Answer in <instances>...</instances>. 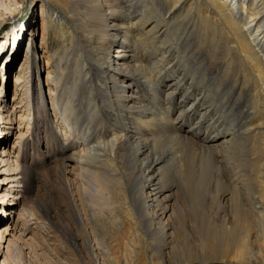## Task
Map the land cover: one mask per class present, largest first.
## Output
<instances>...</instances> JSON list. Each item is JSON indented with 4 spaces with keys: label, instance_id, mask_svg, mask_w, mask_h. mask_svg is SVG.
Listing matches in <instances>:
<instances>
[{
    "label": "bare ground",
    "instance_id": "obj_1",
    "mask_svg": "<svg viewBox=\"0 0 264 264\" xmlns=\"http://www.w3.org/2000/svg\"><path fill=\"white\" fill-rule=\"evenodd\" d=\"M38 1L42 46L34 14L0 38L12 65L30 34L0 102V264H264V0Z\"/></svg>",
    "mask_w": 264,
    "mask_h": 264
},
{
    "label": "rangeland",
    "instance_id": "obj_2",
    "mask_svg": "<svg viewBox=\"0 0 264 264\" xmlns=\"http://www.w3.org/2000/svg\"><path fill=\"white\" fill-rule=\"evenodd\" d=\"M38 2L39 1L36 0V2L35 3H32V4L31 3L28 4V2H27V4L25 3L24 4V7L21 6V7H23L21 9L22 10L21 11V14H19L18 16H15L14 17L15 20H17V21L20 18H23L25 20L26 24H25V22H22V25H15L14 24V21L15 20H13L14 18H10L7 21H5L4 22V25L0 26V38L3 37L4 35H7L8 32H12V34H13L15 32V29L16 30H20L22 28H25L27 30V28H26L27 27V23L31 21V18H32L33 14H34L35 20H36V23L38 24V26H36V27L33 26L32 29H31V31L34 29L35 32L38 34L37 43H38L39 46H42L41 43H42V23H43V15H42V11H41V9L39 7L40 6V3L38 4V6H36ZM34 9H35V13H33ZM44 12L46 13V11H44ZM10 24L12 26H9ZM5 26L7 27V29L6 30H4V29L1 30V28H4ZM52 27H54V26H51L50 27L51 29L49 28V30H48V38H47V43H48V46H49L50 54H55L57 51H60V52L64 53V49H65L64 46H65L66 42H64L63 39L61 37H59L58 32H56V30H55V27L54 28H52ZM52 32H53V34H52ZM13 36H11V37H13ZM8 37H10V36H8ZM3 39H4V37H3ZM29 39H30V34L28 35V38L26 39V41H24V44L23 45L25 47H23L22 44L19 47V52L16 55V58H15L14 63L12 65H6V64H8V59H9V57H10V55H11L12 52L10 51L7 55H6V53L5 54H2V57L4 56V59H3L2 62H0V102H3L5 104H8L9 103V107L10 106H13L14 99H15L14 98V95L16 94V85H15V82H16V74L18 73L19 70H21V66L23 65V63H25L26 60L28 61V58L26 57L27 56V52H26L27 50L26 49H27V47L29 45V42H28L27 45H26L25 42H27ZM17 51H18V49H17ZM113 54H115V53L113 52ZM42 57H43V53L41 52L40 53V58H42ZM56 58H58L57 55L55 56V59ZM52 59L53 60H51V65H52L53 69H57L58 68V64L56 63V61L54 60V58H52ZM30 60L31 59H29V61ZM40 60H42L40 65L43 67L44 66V62H45V59L42 58ZM4 64L6 65L5 68H7V69H4V66H5ZM8 68H9V70L10 69L12 70L11 73H9ZM4 73H6V76H7V78H5V79L2 76ZM43 82L46 84V73L44 75ZM46 90L48 91V88L47 87H46ZM28 96H29V94H28ZM248 96H250V94H248ZM248 96L247 97L246 96L244 97V100L241 102V104H243L246 101V98L247 99L250 98ZM27 100H30V96L28 97ZM28 102H29V106H30L32 103H30L31 101H28ZM247 104H248V102H247ZM247 109H248V111H251V109L249 107ZM16 117H17V119H19L18 118L19 116L16 115L15 116V121H14L13 124L12 123H8L11 126V132L9 133V139H8V146H9L10 149L12 148L11 146H13L14 141L16 140V135L18 133V130H20V129H23V130L28 129L27 128V124L25 122H23L21 124L22 125L21 126L22 128H20L19 127L20 125H19L18 121L16 120ZM190 118L192 119L191 116H190ZM0 140L2 141V139H0ZM15 150H17V149H15ZM19 208L20 207H18L17 209H19ZM7 214H9V213H7ZM7 214H6V216H8V217L11 216V218L16 219V217H17V210L12 211V213H10L9 215H7ZM40 216L42 218H45L44 212H41ZM48 232H47V234H48ZM36 233L37 232H35L34 234H36ZM38 239H39V241H41L42 240V237L39 235V238ZM56 239L60 242V245H59L60 247H62V245H66V240H65V238H64L63 235H59V236L56 235V238L54 239V241H57ZM49 247H50V245H49ZM29 251H30V248L28 247L27 248V252H29ZM49 253L50 254L52 253V255H55L54 256V260H56L58 258V256L56 258V254L53 253L52 249H49ZM63 254L67 256L66 253H63ZM63 254L61 255L62 257H63ZM28 258L29 257L27 255H26V257L22 258L21 261L23 262V264H29V261L27 260ZM1 259H2V257H1ZM33 264H35V263L33 262ZM191 264H199V263H191ZM213 264H222V263H213Z\"/></svg>",
    "mask_w": 264,
    "mask_h": 264
}]
</instances>
